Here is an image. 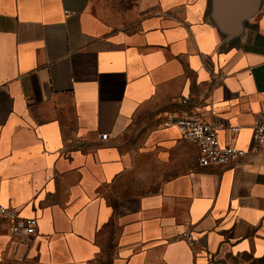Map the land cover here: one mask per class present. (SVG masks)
I'll return each instance as SVG.
<instances>
[{
    "label": "crops",
    "instance_id": "crops-1",
    "mask_svg": "<svg viewBox=\"0 0 264 264\" xmlns=\"http://www.w3.org/2000/svg\"><path fill=\"white\" fill-rule=\"evenodd\" d=\"M253 6L230 34L212 0H0V202L37 219L31 237L0 228V264L264 256V155L201 168L160 123L195 112L250 148L264 105Z\"/></svg>",
    "mask_w": 264,
    "mask_h": 264
},
{
    "label": "built area",
    "instance_id": "built-area-1",
    "mask_svg": "<svg viewBox=\"0 0 264 264\" xmlns=\"http://www.w3.org/2000/svg\"><path fill=\"white\" fill-rule=\"evenodd\" d=\"M181 104L187 105L188 98H182ZM214 113V110H211ZM161 125L165 128L174 127L182 138L196 145L198 150L197 164L201 168L226 167L240 163L249 153L259 154L264 150V105H262L258 117L252 129V144L244 150L230 143L221 144L218 140V130L221 127L195 112H167L161 117ZM238 128H231L236 132ZM107 139V134L100 136ZM4 226L5 232L10 236L31 237L36 233L37 219L23 218L18 211L0 202V228ZM188 241L192 238L185 234Z\"/></svg>",
    "mask_w": 264,
    "mask_h": 264
},
{
    "label": "water",
    "instance_id": "water-1",
    "mask_svg": "<svg viewBox=\"0 0 264 264\" xmlns=\"http://www.w3.org/2000/svg\"><path fill=\"white\" fill-rule=\"evenodd\" d=\"M218 23L230 34H236L254 11L253 0H212ZM264 155L262 150L258 156Z\"/></svg>",
    "mask_w": 264,
    "mask_h": 264
},
{
    "label": "rangeland",
    "instance_id": "rangeland-1",
    "mask_svg": "<svg viewBox=\"0 0 264 264\" xmlns=\"http://www.w3.org/2000/svg\"><path fill=\"white\" fill-rule=\"evenodd\" d=\"M224 264H264V256L259 258L252 256H236L229 258Z\"/></svg>",
    "mask_w": 264,
    "mask_h": 264
}]
</instances>
